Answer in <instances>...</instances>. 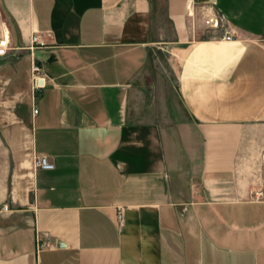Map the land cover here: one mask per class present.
<instances>
[{"label":"crops","instance_id":"crops-1","mask_svg":"<svg viewBox=\"0 0 264 264\" xmlns=\"http://www.w3.org/2000/svg\"><path fill=\"white\" fill-rule=\"evenodd\" d=\"M4 35L0 264H264V0H0Z\"/></svg>","mask_w":264,"mask_h":264},{"label":"built area","instance_id":"built-area-1","mask_svg":"<svg viewBox=\"0 0 264 264\" xmlns=\"http://www.w3.org/2000/svg\"><path fill=\"white\" fill-rule=\"evenodd\" d=\"M223 22V19L219 16H214V17H210L208 19H206L204 21V25L210 29H219L221 27V24ZM224 40L226 41H233L234 40V36L231 35V32H227L225 33ZM32 44H33V48H36L37 45H44L41 41H40V37L38 34H34L33 38H32ZM11 50L10 47V41L8 36L4 35L3 37L0 38V57H5L7 56L8 52ZM41 72V68L38 65H33L32 67V73L34 76H38ZM35 113L37 114L38 111L35 110ZM55 169V165L54 163L47 157H38L36 156L33 160H32V170L34 172H37L39 170H44V171H52ZM255 199L258 201H264V181H263V188L260 189L259 191L254 193ZM120 220V224L124 225V220L122 218V216L119 217Z\"/></svg>","mask_w":264,"mask_h":264},{"label":"rangeland","instance_id":"rangeland-1","mask_svg":"<svg viewBox=\"0 0 264 264\" xmlns=\"http://www.w3.org/2000/svg\"><path fill=\"white\" fill-rule=\"evenodd\" d=\"M263 181H264V174H263Z\"/></svg>","mask_w":264,"mask_h":264}]
</instances>
